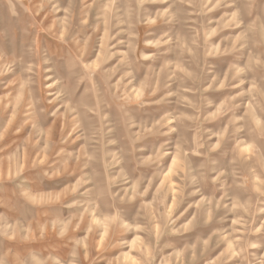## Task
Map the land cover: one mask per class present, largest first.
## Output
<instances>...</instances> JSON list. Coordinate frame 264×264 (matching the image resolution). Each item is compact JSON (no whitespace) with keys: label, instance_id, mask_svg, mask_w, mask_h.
Wrapping results in <instances>:
<instances>
[{"label":"rangeland","instance_id":"374dc122","mask_svg":"<svg viewBox=\"0 0 264 264\" xmlns=\"http://www.w3.org/2000/svg\"><path fill=\"white\" fill-rule=\"evenodd\" d=\"M0 264H264V0H0Z\"/></svg>","mask_w":264,"mask_h":264}]
</instances>
